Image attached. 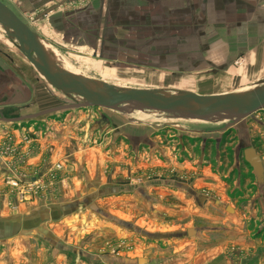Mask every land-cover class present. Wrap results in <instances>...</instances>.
<instances>
[{
  "label": "crops",
  "instance_id": "0c3cea01",
  "mask_svg": "<svg viewBox=\"0 0 264 264\" xmlns=\"http://www.w3.org/2000/svg\"><path fill=\"white\" fill-rule=\"evenodd\" d=\"M211 1L222 5L225 14L219 12L218 16L210 15L207 19L206 0H21L19 4L8 0L16 9L15 14L31 28L39 42L49 44L57 52L56 46H68L78 51L97 48L102 56L109 57L112 41L117 43L118 56L149 58L177 54L184 58L188 67L187 59L207 56L200 52L206 49H211L209 55L214 53L220 58L237 56L243 50L249 54L250 50L249 60L252 61L255 54L253 41H258L253 34H260L254 26L255 21L259 22L260 14L253 0ZM52 6H55L54 10L37 18ZM189 17L196 18L194 25L201 33L194 39L184 33L185 44L175 49L174 20L183 23L185 19L188 22ZM263 19L264 13L258 27L264 26ZM192 40L196 41L198 50H191V43H186L194 44ZM204 44L206 49H201ZM258 60L264 68V52ZM30 99L28 76L0 53V143L12 137V146L18 152L12 157L0 156V264H138L141 256L134 259L99 257L93 252V249L110 248L108 241L103 240V245L94 241L106 228L100 217L106 218L109 212L93 201L107 204L113 198L120 201L126 195L130 196L127 189L130 184L139 189L148 187L152 205L157 204V213L166 217L163 225L168 231L178 232L176 237L147 240L136 227L133 235L123 229H114L112 235L127 239L122 238V243L133 242L135 250L142 246L153 249L149 251L163 250V256L155 252L148 259L142 256L145 264H174L175 261L178 264L264 263V199L261 195L264 180H241L243 170L240 168L234 180H222L226 175L218 171L221 162L217 167L206 164V153L211 150L200 148V163L193 158L177 161L182 151L189 154L187 148L191 146L174 142L163 144L158 136L150 138L149 150L157 174L151 180L108 178L103 162L98 160L94 167V162L87 156L81 167L76 163L65 164L66 180H46V187L37 195H26L20 201L12 192L15 190L4 183L5 178L24 176L21 179L27 181L37 177L54 160H62L65 157L62 150L69 142L64 136L69 135L71 126L76 127L72 121L78 116L71 111L65 112L59 123L55 119L43 120L40 117L43 115L33 117L45 110L31 112L26 107ZM30 120L36 122L31 124ZM39 121L45 122H42L43 129ZM104 124L100 125V130ZM233 128L237 143L243 140L245 146L253 147L264 160V152L259 153L258 146L260 144L264 150V109L240 120ZM65 130L67 134L63 136ZM23 133L31 137L29 143L21 140ZM145 137L131 136L135 142L132 153L136 157L140 156ZM93 148L102 156L109 155L103 146ZM20 156L24 157L21 162L18 161ZM135 160L138 165L140 160ZM158 167L163 169L158 170ZM80 169L85 175H81ZM163 171L165 177H160ZM81 203L87 204L91 212H79ZM66 204H74V208L63 213L62 206ZM13 205L14 209L11 208ZM117 211L123 215L128 212L120 206ZM252 223L254 227L261 226L260 235L253 236ZM189 228L194 230L193 236L179 235L181 230L187 234ZM35 246L38 247L36 250ZM175 252L180 259L175 258ZM43 253L44 256L50 254L52 259H43Z\"/></svg>",
  "mask_w": 264,
  "mask_h": 264
},
{
  "label": "rangeland",
  "instance_id": "374dc122",
  "mask_svg": "<svg viewBox=\"0 0 264 264\" xmlns=\"http://www.w3.org/2000/svg\"><path fill=\"white\" fill-rule=\"evenodd\" d=\"M1 1L17 13L14 6L8 0ZM253 4L259 9L260 16L258 17L260 19L259 22H254V26L257 27L260 34H253V37L257 38L258 41H253L252 47L254 48L255 54H253L254 59L252 61L249 60V56L251 55L250 50L249 54H247L248 51L245 52L243 50L238 52L237 56L231 55L220 58L214 56V53L209 55V52L212 51L211 49H206V44H204L201 49L206 50L200 52L206 53L207 56L200 57V59L190 56L187 59L189 61L188 67L184 58L177 54L174 57L163 56L149 58L118 56V51L116 50L117 43L111 41L109 57L102 56V52L100 50L97 51V48L78 51L77 49L67 48L68 46H56L65 65L55 68L70 76L73 75L78 79L80 78L79 80L82 82L84 81L85 83L99 86H102L101 84L105 82L118 88L153 89L166 93L182 91H192L197 94H216L233 91L245 92L257 86V83H260L264 79V68H261L260 61L258 60L264 52V26L260 24L258 27V24L262 23V13H264V7L262 8V5H264V0H253ZM205 10V17L207 19L210 15L214 17L216 15L218 16L219 12H221V15L225 14L222 5H219L217 2L213 3L211 0H206ZM212 11L214 12L213 14L209 13ZM174 18L177 19L176 16ZM195 20L196 18L189 17L188 22L186 19L183 23L174 20V24H171L177 36V39L174 40L175 49L181 48L185 44V40H182L186 36L184 33H189L187 36H190L192 39L196 38L198 33H201V29L197 25H194ZM248 31L250 32V29ZM192 41L194 44L190 41H186V43H191V50H198L199 47L196 45V41ZM233 49L234 47H232ZM0 53L12 60L15 67L22 71L24 75L28 76L31 85V99L26 107L31 112H39L58 106L83 102L81 97L73 94H65L48 84L19 50L16 39L9 36L1 24ZM191 53L193 52L191 51ZM69 111L78 116L72 121L76 127L73 128L71 126L69 135L64 136V133L67 134V132L66 130L63 131L64 138L69 142L62 150L65 153V157L59 161H64L66 165L76 163L81 167L84 165L88 156L91 162H94V167L97 165L98 160L103 162V168L105 166L107 170L105 174H107L108 178H115L117 180H151L157 174H155V163L151 159L152 154L149 150L151 144L150 138L154 139L155 136H158L163 144L167 143L170 145L171 143L168 142H174L182 144L183 146L186 145V147L187 145L191 146V148H187L189 154L182 151L177 157V161L182 159L188 161L193 158L197 160L196 163H200L202 159L199 153L200 148L211 150L209 153H206V164L217 167L218 163L221 162L218 171L226 175L222 180H234L239 168L243 170L241 180H264V171L262 177L259 178L253 173L251 166L244 160L242 149H238L237 147V138L233 133L235 129H231V127L223 129L225 124L230 121H219L215 117L210 121L176 118L172 114L155 109L133 108L125 111H117L103 107L67 108L40 117L43 120L55 119L56 123H59L64 119L65 112ZM102 118H105V124L103 123V130H100L99 122ZM34 121L30 120L29 123L32 124ZM42 122L45 123L44 121L40 122L39 126H41V129H43ZM83 124L84 126H82ZM134 135L146 136L143 139L145 143L141 145L142 150H140V156L137 157L132 153L135 142H133L134 139L131 136L133 137ZM255 143L258 144L257 141ZM95 146L100 148L103 146L105 151L108 150L109 155L107 153L102 156L101 153L93 148ZM258 146L260 148L259 153L263 154V146L261 147L260 144ZM235 149L237 151L236 155ZM127 150L129 153L126 152ZM86 152L90 153L87 155ZM73 153L75 154L74 156ZM235 156L237 157L236 160ZM135 158L140 160L138 165L135 162ZM162 169L163 167H158V170ZM80 171L82 173L81 175H85L83 169H80ZM164 171L160 177H165ZM127 189H129L128 193H130V196L126 195L120 201L115 198L109 204L104 203V201H93L99 204L102 209L105 208L109 212L106 218L100 217V219L104 220L106 228L94 241L101 243L104 240V242L108 241L110 245V248L105 250L93 249L94 254L99 255V257H101L100 255H106L107 257L113 258H122L123 256L133 259L136 256H141L140 258L144 260L145 258L142 256H146L148 259L154 256V252L159 253L158 256H163L161 252L163 250L157 249L155 251H149L153 249H146L147 247L145 248L143 246L135 250L134 246H132L134 245L133 242L128 241L122 243L124 241L123 239H125L124 237L122 239L120 236L112 235L114 229H123L128 234L132 233L133 235L135 233L134 227L140 230L147 240H150V238L161 240L169 236L176 237L178 234V232L168 231L166 225H163L166 217L161 213H157L159 207L156 203V205H152L153 203L149 196L151 193H149L148 187L139 189L133 186V184H130ZM261 195L264 199V190ZM111 196L115 197L116 195L111 194ZM119 206L124 207L128 211L126 215L117 211ZM78 211L90 213L91 209L87 204L81 203ZM253 228H255L253 236L262 233V230L259 229L261 228L260 225H257V227L253 226ZM179 235H183V237L188 236L185 230H181ZM262 238H264V235ZM101 244L103 245V243ZM36 248L38 247L35 246L34 249L36 250ZM177 253L175 252V258L180 259ZM259 253L260 250L256 252V254ZM42 256L43 259H52L50 254L44 256L43 253ZM68 256L71 255L69 254ZM75 257L76 254L74 255ZM142 264H145V262ZM174 264H178L177 261ZM260 264L262 263L260 262Z\"/></svg>",
  "mask_w": 264,
  "mask_h": 264
},
{
  "label": "water",
  "instance_id": "95a60500",
  "mask_svg": "<svg viewBox=\"0 0 264 264\" xmlns=\"http://www.w3.org/2000/svg\"><path fill=\"white\" fill-rule=\"evenodd\" d=\"M54 9L55 6L47 8L37 18ZM0 24L9 36L16 39L19 50L48 84L65 94L77 95L83 99L82 103L54 107L35 114L33 117L77 107H103L121 111L122 105L133 103L135 108L155 109L172 114L176 118L210 121L215 117L219 121H230L223 127L226 129L232 128L240 120L264 109V79L260 82L262 86L254 92L233 91L216 94H197L192 91L166 93L153 89L118 88L105 82L101 84V87L85 83L57 68H51L35 33L1 0ZM193 100L198 104H193ZM243 158L251 166L253 173L259 178L262 177L264 162L253 147L243 148ZM73 208L74 204L62 206L63 213ZM227 210L231 211V208L228 207ZM193 233V229H187L188 236ZM144 261L143 258H139L138 264Z\"/></svg>",
  "mask_w": 264,
  "mask_h": 264
},
{
  "label": "built area",
  "instance_id": "2783aa9c",
  "mask_svg": "<svg viewBox=\"0 0 264 264\" xmlns=\"http://www.w3.org/2000/svg\"><path fill=\"white\" fill-rule=\"evenodd\" d=\"M12 3L19 4L21 0H9ZM21 140L25 143H29L31 137L28 133H23L21 135ZM12 137L8 138L7 142L0 143V156L1 157H12L14 154H17V149L12 146ZM24 157L20 156L18 161H23ZM64 162L59 160L52 162L47 169L37 175V177H30L29 180L25 181L19 176H7L4 180V183L7 184L10 188L14 189L12 191L18 199L21 201L25 198L26 195L33 196L37 195L41 190L46 187V180H66V175L64 174ZM11 208H15L13 205Z\"/></svg>",
  "mask_w": 264,
  "mask_h": 264
},
{
  "label": "bare ground",
  "instance_id": "6f19581e",
  "mask_svg": "<svg viewBox=\"0 0 264 264\" xmlns=\"http://www.w3.org/2000/svg\"><path fill=\"white\" fill-rule=\"evenodd\" d=\"M5 29V28H4ZM41 41V45L43 47V50L45 52V55L48 59V63L50 65L51 68H55V67H63L65 65V62L63 61V59L61 58V56L59 55V53L52 47H50L49 45L43 43ZM47 46V47H46ZM73 76V75H72ZM74 77V76H73ZM80 79V78H79ZM84 82V81H83ZM262 86L261 83H257V86L251 88V89H248L247 91L245 92H254L255 90H257L258 88H260ZM101 87V86H100ZM77 96V95H76ZM80 97V96H79ZM82 99V98H81ZM83 101V100H82ZM81 101V102H82ZM193 104H198L197 101L193 100L192 101ZM135 108L134 107V104L133 103H127V104H124L121 106V110L125 111V110H130V109H133Z\"/></svg>",
  "mask_w": 264,
  "mask_h": 264
},
{
  "label": "flooded vegetation",
  "instance_id": "af4514ba",
  "mask_svg": "<svg viewBox=\"0 0 264 264\" xmlns=\"http://www.w3.org/2000/svg\"><path fill=\"white\" fill-rule=\"evenodd\" d=\"M105 122V118H102L99 122L100 125H102ZM243 143V140H240V142L238 141V149H242V153H243V148L245 147V145Z\"/></svg>",
  "mask_w": 264,
  "mask_h": 264
}]
</instances>
